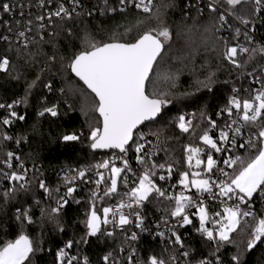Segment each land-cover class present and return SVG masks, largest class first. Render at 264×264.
I'll return each mask as SVG.
<instances>
[{
    "label": "trees",
    "instance_id": "16d2710c",
    "mask_svg": "<svg viewBox=\"0 0 264 264\" xmlns=\"http://www.w3.org/2000/svg\"><path fill=\"white\" fill-rule=\"evenodd\" d=\"M38 1L0 0V3L15 5L13 15L0 9V59L7 57L10 62L7 71H0V103L24 101L12 109L0 108V247L15 240L22 231L36 245L25 264H58L56 254L69 240L74 242L73 247L65 251L69 256L78 257L73 264H84V257L88 258V264H105L104 256H119L121 240H110L101 230L95 236L88 235L86 221L93 205L102 215V204L109 197L97 194L94 197L91 188H81L73 193L64 210L52 211L60 197L59 190L67 191V186L57 178L60 169L91 170L110 155L91 150L90 130L102 126L94 111L98 101L73 77L71 61L81 51L90 50L92 44L134 43L147 31L155 34L163 27L168 28L170 37L167 40L161 37L165 51L147 85L150 98L167 102L161 117L141 127L135 137L143 132L162 138L166 147L156 164H164L166 168L171 165V175L177 181L181 172L191 175L195 169L194 164L189 167L187 163L186 147H199V156L202 155L206 145L200 136L205 131L214 134L230 121L227 109L233 97L258 103L254 97L264 91V55L259 52L264 46V16L256 24L261 44H247L249 52L243 55L238 52L235 59L241 67H236L225 59L223 52L225 45L238 47L244 33L240 31L243 39L238 41L237 27L230 21L220 22L218 13L211 12L200 0H157L148 13L134 9L110 11L102 0H82L83 9L77 15L54 21L42 29L36 21L40 16L36 9ZM220 7L228 13L233 11L225 3ZM199 8H203L202 13ZM28 9L30 14L26 13ZM235 11L249 20L248 25L254 24L258 13L251 3H242ZM22 12L25 14L21 15ZM28 20L33 21L31 31L26 30ZM20 30L26 31L28 45L25 47L16 41ZM253 49L256 51H251ZM66 70H70L68 77ZM89 102L94 106H89ZM53 106L57 109L56 116L47 112L40 116L45 108ZM10 111H15L17 116L11 117ZM181 115L191 121L187 133L178 127ZM21 116L24 119H19ZM5 117L12 123L4 125ZM91 119L97 120L96 126ZM210 121H215L216 127H212ZM245 131L255 138L258 128L245 124ZM73 132L83 135L77 141H63L64 135ZM5 134L11 139H3ZM9 152L19 158L12 169L18 174L29 172L25 182L9 180L12 169L4 167ZM254 154L248 147L236 153L244 159ZM227 171L232 173L233 168ZM41 181L45 188L40 187ZM120 195L117 192L114 198ZM163 201L171 213V202ZM148 203L145 215H157L161 205L159 198L152 197ZM252 203L254 215L244 220L239 218L238 229L227 242L208 241L188 229L185 251L190 255L178 259L187 264H199L202 259L212 260L213 264H236L232 257L238 256L239 264H264V238L251 249L247 247L252 230L264 217V196L255 193ZM25 210L32 223L25 221L22 225L16 217ZM142 254L144 264L153 255L172 264L171 250L151 241L143 246Z\"/></svg>",
    "mask_w": 264,
    "mask_h": 264
},
{
    "label": "snow or ice",
    "instance_id": "6c2138e0",
    "mask_svg": "<svg viewBox=\"0 0 264 264\" xmlns=\"http://www.w3.org/2000/svg\"><path fill=\"white\" fill-rule=\"evenodd\" d=\"M128 0H119L120 5H124ZM104 3L107 5V0H104ZM134 7L137 9H142L143 12L148 13L151 11V0H133ZM226 3L228 6H231V11L229 15L235 16L236 19L240 20L241 23L248 25L249 20L244 16L239 15L235 9L238 5L242 3H251L253 5V10L255 12H260L264 10V0H209L206 7L214 13H218V19L220 22L227 23V16L219 11L221 4ZM74 7L70 11L64 7L63 4H60L58 9L55 12H49L48 18L51 17H72V12L75 11V7L78 6L79 0H73ZM39 6H44V0H40ZM15 5L11 3H0V9L3 13H12ZM23 7V5H21ZM110 11H116L115 8H110ZM123 11V8L120 9ZM199 12H203V8L198 9ZM89 15L92 13L89 12ZM23 15V13H21ZM45 16H37L36 21L40 22L38 28L42 29L45 27L43 21ZM19 23V22H18ZM7 24V22H5ZM33 24L32 20L27 21L26 30L31 31V25ZM218 30V29H217ZM9 31L11 27L9 26ZM236 34H240V29H236ZM18 38H25L26 31H19L17 34ZM161 37L164 40H167L170 37V33L167 27L161 28L158 32L153 34V31H147L143 33L134 43H104L102 45L92 44L90 50L81 51L77 54L71 61L69 67L71 71L75 73L80 80L95 94V97L98 98V103L94 107V111L99 113V117L102 118L101 127H92L89 133L88 138L91 141L90 147L92 149H119L121 153H127L130 147V141L135 144V152L141 153L144 150V144L138 143L133 139L135 130L138 125L143 124L145 121H151L157 117L161 111V106L167 101L159 98H150L145 91V82L149 79V73L152 71V67L157 57L160 55L164 44L161 40ZM245 37L250 39L245 33ZM6 39V37H5ZM240 52L247 53L250 50L246 47H241ZM253 52L256 49L251 50ZM259 52L264 55V46L259 48ZM238 49L235 46L228 47L225 45V50L223 55L225 59L230 61L236 67H241V65L236 61L235 57L237 56ZM9 59L3 57L0 59V71H7L9 66ZM211 77H209V80ZM31 87V85L29 86ZM50 87V85L48 86ZM253 101L244 100L241 104V101L236 97H233L229 103L234 106L236 109L242 108V116L240 117L246 125H255L258 128V132L254 134L255 139L249 138L246 142L247 147L250 151L254 150L255 154L250 156L247 159H244L240 156L228 157L223 160V164L228 168H233V172L229 173L225 171L224 168H219L218 171L220 175L226 177L227 179L223 180H214L209 178H200L201 172L196 171L191 173V180H189L188 172L180 173L179 183L183 185L184 189H189L193 187L197 192L208 193L210 198L216 197H226L229 200L235 199L238 201L234 207H225L223 209V215L217 212L214 215L221 217V219L214 220V225H218V229L215 232L208 227H206L207 222L209 221V212L208 208L205 206L204 201L201 199L196 200L194 196H186L183 192L175 197H169V199L175 200V207L171 211V216L174 218H180V226L193 224L192 219L189 215L186 214V208L195 207L196 212L193 215H198L199 217V228L197 229L202 235L206 236L208 241H213L218 238L219 241L227 242L230 239V233L236 231L239 226L240 220L239 217L243 215L244 217L253 216L251 210L244 211L241 213L239 205L245 204L249 205V202L254 199V193H259L264 196V91H259L254 97ZM22 99L13 101L12 104H2L0 103V108L7 107L12 109L14 105L23 103ZM229 115L232 114V109H227ZM50 113L52 116L57 115L56 107L45 108L40 115L44 113ZM11 117H16L17 113L15 111H10L9 114ZM19 119H24L23 116ZM259 121V123H257ZM235 122V121H233ZM2 123L4 125H9L12 123V120L8 117L3 118ZM212 127H216L215 121H210ZM191 126V121H186L185 117L181 115L179 117L178 127L182 132L187 133L189 127ZM230 128V125H229ZM237 133L241 131L238 127L235 129ZM81 134L75 132L66 134L62 137L63 141H77L81 138ZM143 138L142 135L140 137ZM3 139L9 140L11 137L6 134L3 136ZM200 139L203 143L209 146L211 149H214L215 152H227L229 149L218 146V142L213 140V138L208 134V131H205ZM233 141L235 137L232 138ZM229 140V132L221 130L219 133V141L226 142ZM240 148H244L245 144H240ZM187 163L189 167H193V159H195L194 167L199 169L205 161L199 158L201 149L199 147H186ZM8 156V166L11 167L10 161L14 157L12 152L7 154ZM16 159H19L18 157ZM137 161L141 164L145 163L144 157L137 155ZM217 160L213 158L212 154H208L206 158V166L204 171L206 173L212 174L213 169L216 168ZM238 166V167H237ZM22 167V165H21ZM97 169H107L109 168V161L105 160L101 163L95 165ZM157 167L153 164L152 168ZM159 168L163 169L164 164L158 165ZM152 168L146 167L143 171V174L139 178V184L136 187H133L128 195L133 203L140 205L142 202L148 200L149 196L155 192L159 197H165L166 192L162 188L158 187L156 183L151 178L155 175V172L152 171ZM125 169H128V161L124 160V168L112 166L110 169L111 180L110 187H108L104 195L109 196L117 191V178L120 177L121 172ZM130 170V169H129ZM169 176L171 175L173 169L169 165L167 168ZM85 171L81 170L78 172L80 178L85 177ZM99 179L95 181L96 185L99 186L101 182L104 181L105 177L102 173H98ZM11 179L19 180L22 179L21 176H18L15 173L11 174ZM164 175L159 176V180H165ZM67 182L75 180L76 177L65 178ZM125 183L127 179L125 178ZM40 187L45 188L43 181L40 182ZM218 189V192H213V188ZM76 192V188L73 186L67 187L65 196L71 197L73 193ZM9 193L6 192L5 196H8ZM96 192H93L95 197ZM62 203L59 207L52 209L53 213L59 212L60 208L67 203V200L64 197H61ZM79 201H77L78 203ZM124 207H132V204L120 203L119 208L123 209ZM19 212V210H18ZM113 212L111 207L103 208V220L97 215L95 205L92 206L89 217L86 221V226L88 228V235L95 236L101 230V223L107 225L111 221L109 220V214ZM137 220L142 223L139 212L133 213ZM18 221L23 223H32L31 217L28 211H23L19 213L16 217ZM51 219V217H50ZM129 216L125 215L122 211L119 212V225L123 227L131 223ZM140 223H137V227L140 226ZM106 235L111 236L112 232H107ZM175 237L173 243L179 244L181 248L184 247L181 237L175 232L172 233ZM251 239L247 242V247L251 249L254 247L257 241H261L264 238V217H261L258 220L257 225L252 230ZM133 240L136 239V234L133 233ZM73 241L69 240L65 246L56 254L58 264H73L74 261L78 260L76 256H69L65 249H71L73 247ZM36 250V245L34 241L29 238L27 234H24L22 231L17 236L15 240L8 241L0 247V264H25L29 260L30 254L34 253ZM109 255L103 257L105 264L109 260ZM184 257H189V251H183L181 253ZM129 264L132 262V257L129 258ZM175 261V257L171 258ZM218 259V258H217ZM232 260L239 264V257L233 256ZM84 264H88V258L84 257ZM145 264H168V262L162 258H159L155 255L148 258ZM199 264H213L212 260L202 259L199 261ZM222 264V262H221Z\"/></svg>",
    "mask_w": 264,
    "mask_h": 264
},
{
    "label": "built area",
    "instance_id": "2783aa9c",
    "mask_svg": "<svg viewBox=\"0 0 264 264\" xmlns=\"http://www.w3.org/2000/svg\"><path fill=\"white\" fill-rule=\"evenodd\" d=\"M157 0H151V9L154 7ZM103 4L104 0H102ZM138 2V0H136ZM147 3V0H145ZM200 2H203L207 5L209 0H200ZM40 0L38 1L36 5V9L40 11V16H45V20L43 23L45 24L44 28H47V26H51V24L54 21H61L63 19H69L67 17H51L49 20L48 13L49 12H55L60 4H63L65 8L68 10H72L74 7L73 0H44V6H39ZM106 5V4H105ZM106 8H115L120 10L123 8L125 9H134L140 12H143L142 9H137L134 7L133 0H128V2L124 5L119 4V0H107ZM83 9V3L82 0H79L78 6L75 7V11L72 12V16L77 15L81 10ZM219 11L223 12L227 16V22L233 23L237 28L240 29L241 32L244 33V40L242 43H240L237 47L238 52L240 54H246L244 52H240L239 49L241 47H247V44L254 45L256 43L261 44L258 36L256 35V24L260 23L261 18L264 16V10L257 13V17L255 19V22L253 25H245L235 19L232 15H229L227 11L219 7ZM23 15L25 12H22ZM27 14H30V9L26 12ZM145 13V12H143ZM9 14V13H6ZM13 15L12 13H10ZM226 24V23H224ZM24 31V30H20ZM245 33H247V36L250 37V39H247L245 37ZM6 36H4L5 39ZM7 39V37H6ZM238 41L243 39L241 35L237 37ZM16 41L20 43L23 47L28 45V39L25 38H18L16 36ZM255 83V82H254ZM259 84V83H258ZM241 101V100H240ZM243 101H241V104ZM232 109V114L230 115V121L223 127L224 131L229 132V140L226 142H220L219 141V133L221 130L215 132L214 134H209L213 140L218 142V146L227 148L229 151L227 152H220L217 153L215 150L213 152H209L211 149L209 146L206 145L204 152L200 156V159L206 162V158L208 154H212L213 158L217 160L216 168L213 169V173L206 175H202V178H209L211 176V179L214 180H223L227 179L226 177L220 175L218 169L224 168L225 171H227L228 167L223 164V160L228 157H235L237 156V152H241L246 149L247 147V141L249 140L250 136L245 131V123L240 118L242 116V108L236 109L234 106H232L230 103L228 105V109ZM57 110V109H56ZM43 112V111H42ZM229 114V113H228ZM45 115V113H44ZM43 116V115H40ZM235 121V122H233ZM230 125V128H229ZM240 128L241 131L237 133L235 131L236 128ZM142 135V139L140 138ZM233 137H235V140L233 141ZM255 139V138H253ZM134 140L138 143L144 144V150L141 153L135 152V144L132 143L129 147V150L127 153H119V152H109V157L107 158V161H109V168L104 169H97L96 167L91 170H85V169H73V168H62L57 172V178L62 180L63 183L69 187L73 186L76 188V190H81V188H91L92 191L96 192L97 195H101L105 197L104 192L105 190L110 187V180H111V172L110 169L114 165L116 167L124 168V160L128 161V169H125L123 172H121L120 177L117 178V191L107 197H109V200L104 202L102 204V215L101 219L103 220V208L104 207H111L113 209V212L109 214V220L111 221L107 225H104L101 223V231L103 235L110 239H120L121 246L119 249V256L114 257L112 255L109 256L108 264H129V257H132L131 264H144L142 261V248L143 246L149 241L153 243L159 244L161 247L171 250V256L175 257V261L171 259L172 264H187V261L179 260L178 258L184 257L181 255L183 251H185V244L187 241V230L193 229V232L195 235L207 239L206 236L202 235L200 232L197 231L199 228V217L198 215H193L197 210L195 207H188L186 208V214L189 215L190 219H192L193 224L190 225H184L180 226L179 220L180 218H174L171 216V213H168V208L165 207L164 204H166L167 200L168 202H171V211L175 207V200L169 199V197H175L179 195L181 192H183L186 196H194L197 201L203 200L205 203V206L208 208L209 212V221L207 222L206 227L212 229L214 231V235L216 230L218 229V225H214L213 221L221 219V217L215 216L214 214L219 212L221 215H223V209L225 207H234L238 203L235 199L229 200L226 197H216V198H210L208 193H202L197 192L195 189L186 190L184 189L183 185L179 183V180H175L172 175L169 176L167 168L164 167L163 169L159 168L156 164V160L160 157L161 152L166 147V143L162 140V138L158 135H154L152 133H139L136 137L134 135ZM240 144H245L244 148H240ZM137 155H140L144 157L145 163L141 164L137 161L136 157ZM17 155L14 154V157L10 161L11 165L15 163L18 159ZM155 164L157 167L152 168V165ZM205 164V163H204ZM5 168H9L10 170L12 167L8 166V163H5ZM152 168V171L155 172V175L151 178L156 183V185L163 190H165L166 195L165 197H159L155 192H153L148 199L152 197L159 198L160 201V208L157 209V215H150L147 217L145 215V207L148 203V200L142 202L140 205H136L133 203L131 198L128 195H125V193H129L133 187H136L139 184V178L143 174V171L145 168ZM205 166H203L204 169ZM21 168V167H19ZM130 169V170H129ZM85 171V177L80 178L78 176L79 171ZM15 173L18 176H21L22 179L19 180H13L11 179V174ZM98 173H102L105 177L104 181L101 182L99 186L96 185L95 181L98 180L100 177ZM164 175L166 178L165 180L161 181L159 180V176ZM76 177L75 180L71 181V183L66 181V177L69 179L71 177ZM29 177V172L25 171L22 172V174H18L16 169H12L9 171V180L10 181H22L25 182L27 178ZM125 178L127 179V183H125ZM60 197L57 200L56 204L53 206L54 208L59 207V205L62 203L61 197H64L67 200V203L63 205L62 208H60V211L64 210L70 203V197L65 196L66 191L59 190ZM120 193V197L114 198L116 193ZM213 192H218V189L215 187L213 188ZM123 202L126 205L132 204V207H124L123 209L119 208L120 203ZM163 204V206H162ZM253 203L252 201L249 202V205L240 204L239 208L241 213L244 211L252 210ZM170 209V207H169ZM59 211V212H60ZM122 211L125 215L129 216L131 223L124 225L121 227L119 225V212ZM56 212V213H59ZM134 212L140 213V218L142 220V223H140L136 216L133 214ZM250 217V216H249ZM239 218L242 220L246 219L247 217H244L241 215ZM137 223H140V226L137 227ZM107 232H112L111 236L106 235ZM175 232L177 235L181 237L182 243L184 245L183 248L179 244L173 243L175 240V237L172 235V233ZM136 234V239L133 240L132 234ZM215 243H220L222 241H218L217 239L213 240ZM175 251V253L173 252ZM109 255V254H108Z\"/></svg>",
    "mask_w": 264,
    "mask_h": 264
},
{
    "label": "water",
    "instance_id": "95a60500",
    "mask_svg": "<svg viewBox=\"0 0 264 264\" xmlns=\"http://www.w3.org/2000/svg\"><path fill=\"white\" fill-rule=\"evenodd\" d=\"M164 51H165V46L163 47V49H162L160 55L157 57L156 61H155L154 64H153L152 71L149 73V79L145 82V91H146V94H147V85H148V82H149V80H150V78H151V76H152V73H153V71H154V68H155L157 62H158L159 59L162 57ZM70 69H71V68H70ZM71 73H72L73 77H75L79 82H81V83L84 85V87L88 90V92H90V93L95 97V94L92 93L91 90L87 88V86L83 83V81L80 80L79 77H77V76L75 75V73H73L72 71H71ZM95 98H96V97H95ZM96 99H97V101H98V98H96ZM163 108H164V104L161 106V111H160V113L157 115V117H156L155 119L151 120V121H145L143 124L138 125V126H137V129L135 130V133H136L141 127H143L144 125L149 124V123H154V122H156V121L161 117V115H162V113H163ZM97 114H98V116H99V113H98V112H97ZM100 119H101V123H102V118L100 117ZM135 133H134V135H135ZM133 139H134V137H133ZM129 143H130V145L132 144L131 141H130ZM91 150H92L93 153H109V152H112V151H115V152H119V153H121V152L119 151V149H92V148H91Z\"/></svg>",
    "mask_w": 264,
    "mask_h": 264
},
{
    "label": "rangeland",
    "instance_id": "374dc122",
    "mask_svg": "<svg viewBox=\"0 0 264 264\" xmlns=\"http://www.w3.org/2000/svg\"><path fill=\"white\" fill-rule=\"evenodd\" d=\"M225 4H226V3H225ZM226 5H227V4H226ZM227 7H231V6H228V5H227ZM66 71H68V70H66ZM67 74L70 75V70H69L68 72H65V76H66V77H68ZM88 105H89V106H94V105L91 104L90 102L88 103ZM91 121H94V122H92V124H93V126H96V124H97V120H95V119H91ZM199 158H200V156H199ZM192 163L195 165V159H193V162H192ZM203 166H206V162H205V164H202L201 167H200L199 169L195 168L192 172L200 171V172H201V177H200V178H202V175H204V174L206 175V174H207V173L204 171ZM204 168H205V167H204ZM192 172H191V173H192ZM191 178H192V176L189 175V180H191ZM191 189H195V188H193V187L190 186L188 190H191ZM195 190H196V189H195ZM254 194H255V193H254ZM97 215L101 217V215H100L98 212H97ZM101 220H102V219H101ZM206 225H207V224H206ZM237 229H238V227H237ZM237 229H236V230H237ZM234 232H235V231H234ZM234 232L230 233V237H231V235H232ZM98 233H99V232H98ZM98 233H97V234H98ZM97 234H96V235H97ZM217 240H218V238H217ZM218 241H219V240H218Z\"/></svg>",
    "mask_w": 264,
    "mask_h": 264
}]
</instances>
